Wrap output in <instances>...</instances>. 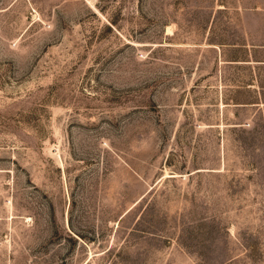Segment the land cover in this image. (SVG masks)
Instances as JSON below:
<instances>
[{
    "label": "rangeland",
    "instance_id": "rangeland-1",
    "mask_svg": "<svg viewBox=\"0 0 264 264\" xmlns=\"http://www.w3.org/2000/svg\"><path fill=\"white\" fill-rule=\"evenodd\" d=\"M0 264H264V0H0Z\"/></svg>",
    "mask_w": 264,
    "mask_h": 264
}]
</instances>
